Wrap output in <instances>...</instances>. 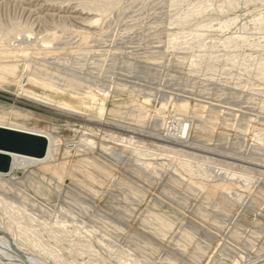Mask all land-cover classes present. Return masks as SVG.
Returning a JSON list of instances; mask_svg holds the SVG:
<instances>
[{
  "label": "rangeland",
  "instance_id": "rangeland-1",
  "mask_svg": "<svg viewBox=\"0 0 264 264\" xmlns=\"http://www.w3.org/2000/svg\"><path fill=\"white\" fill-rule=\"evenodd\" d=\"M0 125L59 148L0 202L45 263L264 264V0H0Z\"/></svg>",
  "mask_w": 264,
  "mask_h": 264
},
{
  "label": "bare ground",
  "instance_id": "bare-ground-1",
  "mask_svg": "<svg viewBox=\"0 0 264 264\" xmlns=\"http://www.w3.org/2000/svg\"><path fill=\"white\" fill-rule=\"evenodd\" d=\"M105 8H106V6H105ZM0 127L9 128V127H5V126H1V125H0ZM9 129H14V128H9ZM15 130H19V129H15ZM20 131H24V130H20ZM25 132H30V131H25ZM30 133L43 135L42 133H38V132H30ZM43 136H45V135H43ZM47 140H48L47 153L43 159H33V158L23 157V156H19V155H15V154L9 155L10 161H11L9 171L7 173H0V179H1L0 180V197H1V195L3 197V198L1 197L0 202H3V204H6L5 198H7L8 196L13 197L15 199H20L21 201H23L22 207L20 206L21 209H24L26 207V205H28L29 203L32 202L31 200H28L27 198L22 196L21 192L19 191V189H21V190L27 192L25 185L21 181H17V179L11 175L14 171H20V170L25 171L26 169L31 168L32 167L31 162H35V163L40 164V165L45 164L46 165L45 167H48V166L50 167V164L51 163L53 164V162L56 160L55 158L57 156V153L59 152V148L57 146L54 148L55 140L52 137L48 136ZM63 167H65V165ZM55 175H59V174L55 173ZM5 176L8 178L5 179ZM59 176L62 177V175H59ZM30 181L34 182L33 180H30ZM30 181H29L28 185L31 187H34ZM15 185L18 186L19 188H17ZM37 188L38 187H36V189ZM37 193L39 195H41L42 197H47L42 192V190H40L39 188H38ZM48 214H50V213H46V215H48ZM0 232L5 234V236L0 235V261L1 262L5 263V264H47L43 260H40L39 258H36L33 255L29 254V252L28 253H27V251L25 252L24 249L21 248L22 245L17 244L14 236H12L11 234H9L6 231L0 230Z\"/></svg>",
  "mask_w": 264,
  "mask_h": 264
},
{
  "label": "water",
  "instance_id": "water-1",
  "mask_svg": "<svg viewBox=\"0 0 264 264\" xmlns=\"http://www.w3.org/2000/svg\"><path fill=\"white\" fill-rule=\"evenodd\" d=\"M47 148L48 140L43 135L0 127V173L9 171L10 154L43 159ZM0 235L5 236L1 232Z\"/></svg>",
  "mask_w": 264,
  "mask_h": 264
}]
</instances>
